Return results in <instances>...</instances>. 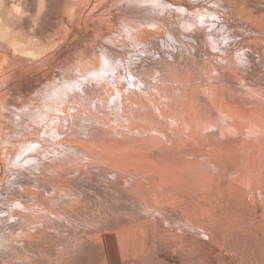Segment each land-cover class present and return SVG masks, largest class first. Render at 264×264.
Returning <instances> with one entry per match:
<instances>
[{
  "label": "rangeland",
  "instance_id": "374dc122",
  "mask_svg": "<svg viewBox=\"0 0 264 264\" xmlns=\"http://www.w3.org/2000/svg\"><path fill=\"white\" fill-rule=\"evenodd\" d=\"M0 1V48L8 51V58L39 72L45 66L46 56L61 48L67 50L66 54L62 51V55L53 58L54 71L47 70L37 76L42 79L41 83L48 81L49 84L45 88L30 85L22 92L25 97L19 99L23 104L10 107L12 113L21 109L20 114L27 117L26 121L14 123L9 116L8 123L0 129V135L4 136V143L0 140V158L4 164L3 168L0 163V182L5 179L7 185L6 178L19 177L17 173L11 175L14 171L27 170L22 160L28 152L23 150V155H16L18 158L14 161L11 159L21 151L18 146L22 141L27 142L26 135L35 137L34 132L41 135L45 129L39 119L31 125L29 116L44 112L43 106L59 110L68 103L56 102L59 96L50 93L57 82L56 74L65 72L66 67L72 70L70 66L79 65L83 66L82 76L90 78L108 69L101 67L86 74L84 66L99 64L103 57L111 62L114 57H132L136 48L133 50L127 45L141 41L143 32L155 33L156 21L142 19L156 11L122 4L105 13L109 25L86 26L85 32L80 29L71 43L72 29L64 35L61 23L63 18L69 17L64 13L67 0H22L24 9L19 12L20 0ZM197 2L208 7L199 4L197 11L214 13L215 18H219L216 11L228 13L243 8L240 13L231 14L230 20L235 21L231 24L237 27L231 30H224L221 24L213 28L214 22L211 26L194 22L196 27L202 26L209 33L206 36L218 30L216 38L226 53L221 54L225 58L231 56L234 61L230 66L225 65L209 40L203 42L202 36H195L194 24L189 27L183 21L195 11L179 14L182 6L171 7L155 0V4L169 6L161 9L171 11V20L172 16L180 15L171 22V29L202 52L190 47L191 65L195 62L202 68V78L189 75L187 89L183 91L182 82L172 77L167 79L162 70H155V77L140 80L141 83L132 72L117 71L120 79H128L124 82L127 89L134 84L139 92H129L130 102L138 99V106L122 108L112 77H105L113 91L106 99L102 98L107 107L100 101H96L98 108L90 104L93 118L75 114L81 120L74 128L75 133L71 134L65 127L59 136L62 139L64 134L67 140L87 142L89 158L86 153L64 146L57 152L51 147L45 156L38 155L29 161L53 162L51 166L62 165L56 167L59 170L65 167L66 173L59 181L47 171L48 166H43L41 172L37 169L25 172L31 174L30 179L45 186V194L52 195H42L45 200L38 203L42 211L33 217L42 221L39 231L43 233L41 236L40 232L42 238L27 249L37 253L34 255L36 264H264V66L248 56L247 65L245 58L242 57V62L239 56L246 51L258 59L259 51H264V42L260 46L256 41H264L261 32L251 35L239 29L249 25L264 31V0H186L190 5ZM72 19L74 21V17H70ZM202 20L209 23L205 18ZM122 21L129 25L123 26ZM61 35L65 38L57 41ZM169 40L167 37L166 41ZM112 50L114 53L109 56ZM203 59L210 62L211 74L207 73L208 69L204 71ZM260 59L264 63L263 55ZM109 60L105 62L108 64ZM39 90L47 92L55 101H40ZM152 91L157 94L156 105L150 98ZM102 92L105 94V89L102 88ZM65 93L58 92L61 96ZM77 97L84 98L81 91L77 92ZM78 103L81 104V99ZM30 107L33 110H29ZM75 109L67 107L66 112ZM47 112L54 118L55 111ZM45 113L43 117L47 119ZM13 125L18 132L11 133ZM48 127L43 134L52 132ZM96 142V146H91ZM65 148L74 153L68 157L60 155L67 151ZM67 158L71 161L65 162ZM24 165L30 167V163ZM28 208L38 209L37 205ZM24 223V220L17 221L8 232L18 231ZM29 229L30 226L27 231ZM19 237L23 235L12 238L18 241ZM20 249L19 253L25 255L27 250ZM246 250H249L248 255ZM0 264H4L1 258Z\"/></svg>",
  "mask_w": 264,
  "mask_h": 264
},
{
  "label": "bare ground",
  "instance_id": "6f19581e",
  "mask_svg": "<svg viewBox=\"0 0 264 264\" xmlns=\"http://www.w3.org/2000/svg\"><path fill=\"white\" fill-rule=\"evenodd\" d=\"M159 2L164 4V5L171 4V7L182 6L179 14H181L184 11H189V10L195 11V14L193 16L191 15L190 18L185 16L183 18V21L188 23L189 27H192V24H194L192 30H193V33L195 34V36L197 38L202 36L203 42H207L206 40H209V43L211 44L212 49L217 51V53H219V55L221 53H225V52L221 50L219 43H218V39L216 38V32L218 30H215L216 32H211L210 35L206 36V34H209V33H206L207 31H204L202 26L200 28H199V26L196 27L197 24H195L194 22H196V23L203 22V24H208L209 26H211V23L214 22V24H212L213 28L217 24H221V27H223L224 30L225 29L231 30V29L237 28L231 24V23L235 22V21L230 20L233 18V16L231 14L235 15V12L240 13L243 9L241 7L239 9L236 8V9L231 10V12H228V13H225L222 11H216L215 13L217 15H219V18H217V17L215 18L214 13L208 14V12L205 11L201 14L200 11H197V9H195L197 6H199V4H200V6H204V8H208L204 3L202 5L201 4L202 2H197V3H194L192 5L188 4L189 2L186 3V0H159ZM22 3H23L22 0H20V2L17 5L18 6L17 11L18 12L21 9H24V6H22L24 4H22ZM128 3L130 4L129 7H131L133 5V8H135V9L146 8L149 10V8H150V9H154L152 11H156L155 13H149V15L147 14V16H145V18L143 17L144 19H142L143 21H146L149 19H153L156 21V26L154 29L155 33L152 32L151 34L147 35L145 32H143L142 35H144V37L141 41L137 40V41L133 42L132 44L127 45L128 48H131L133 50H134V48H136V50L133 51L134 55H132V57L127 58L125 56H122V59H119V57H114L115 60L113 59L112 62L109 59H107V58L105 59L103 57L101 60L99 59V64H96L94 66L90 65V67L84 66L85 69L87 70L86 74H89L90 71L92 72L94 70L101 69V67L108 69L105 71L101 70L96 75H94L90 78H87V75L82 76V70L81 69L83 66L80 67L79 65L78 66H76V65L70 66L72 70H70V69H68V67H66V68H64L65 72L60 71L62 73H58V74L55 73L57 75L56 76L57 82L54 83L55 88H53V90L50 93H55L59 96V97L55 98L56 102L59 103V100H60L61 102L68 101V103L65 104L59 110L53 106L52 107L49 105L43 106V109L46 111V113H45L46 116L48 114V112H47L48 110L52 109L53 111H55L54 118H52L51 115L48 114V116L46 117L47 119H44V117H43V114L45 112L44 110H43L44 112H42V113L37 112L35 115L29 116L28 119H29V122H31V125H34L35 121L39 119V120H42L40 122V124L42 122H44L41 124L42 127L45 124V129H47V126H49V127H51L50 129L51 130L53 129V130L51 133H49L47 135L43 134V131H45V129H43L41 131V135H38L36 132H34L33 134H36L35 137L34 136L29 137L26 135L25 138H26L27 142L22 141L21 145L18 146V150H21V151L16 152L11 159H12V161H14V159L18 158V156H16V155L22 154L23 150L28 152V154L25 157V160H22V163H24V164L30 163V167H28L24 164L22 165L24 169H27L25 172L32 173L35 171V169H37V171L39 172L40 169L43 168V166H48L49 168H48V170L45 169V172L47 170L50 174H54L53 175L54 178H59L58 180L60 181V179H61L60 177L63 178L66 174L63 170V168H65V167L60 168L61 171L63 170L62 173L64 172V175H63L61 173V171L56 166H62V165L51 166V164L53 162H49V161L42 162V163L39 162V164L35 163V162H29L30 160L36 158L38 155H40L41 157L45 156L44 153L45 152L49 153L51 147L54 148L56 152L59 149H63L64 146L68 147V148L72 147L75 149L74 150L75 152H77V153L81 152L83 154L86 153L87 157L89 158L90 151H89L87 142L81 141L79 139H75L74 141L73 140H67L68 137H66V135H64V134L62 136L63 137L62 139L59 138V136L61 135V132L65 129V127H66L67 131H69L71 134H74L75 133L74 128L81 121L80 117H85V116L86 117L87 116L92 117L90 104H93V106L95 108H98L100 105L98 103H96V101H100V102H102V106L104 108L107 107V105H108L107 102H103L102 98L106 99L108 96H110L113 93V91L111 90L110 82L105 77H107L108 79L109 78L111 79V77H112V83H114L113 85L115 86L116 93H117V95H119V99H120V103L122 105V108L123 107L125 108L126 106L133 105V104H134V106H136V105L138 106V103H140V101L138 99H134L135 101L132 100L133 102H130L131 99L129 98V96H130L129 92H130V90H133L136 93H139V92L137 90H135L136 88H135L134 84L130 86L131 88L127 89V87H126L127 84H125L124 82L125 81L127 82L128 79H126L125 77H124L125 80L120 79L118 77L117 71L123 70L124 74H127L128 71H130V72H132V74L135 75V77H137L138 81L141 83L142 81H140V80L145 79V81H146L148 78H150V76L155 77V75H154L155 70H158V71L162 70L164 72L163 76L166 77L167 79H169V77H172L173 79L178 80L179 82H182L180 88L183 89V91L187 89L186 83H187V80L189 79V75L195 74L194 75L195 77L198 76L197 78H202V68L198 64H196L194 61H192V62H194V66L191 65L190 58L192 57L191 56L192 54H191L190 47H192L194 50H196L200 53H202V52L200 51V49L197 46L184 41L182 39V37H180V35H179L180 33L178 31H176L175 29H171V22L178 19L180 15L177 14L178 15L177 17H174L176 15L172 16L173 19L171 20V17H169V13L171 11L161 9V8H166L169 6H160L158 4H155V0H148L147 2L146 1L144 2V0H67L66 3L64 4V13H66L67 16H69V17L63 18L62 22H61L63 29H64L63 30L64 35H66L67 32L70 31V29H72V37L70 36L71 37L70 42L73 43V41L75 40L76 36L78 35L80 29H81V32H83L84 31L83 29H85L86 26L87 27L88 26H96V25H101V23H103V24L105 23V24L109 25L108 17H107V15H105V13H107L108 10H110L112 8L116 9L118 6H121L122 4L124 6H127ZM118 11H119V13H121L120 10H118ZM133 16L136 17V15H133ZM159 16H163V18L158 19ZM208 16L211 18H207ZM70 17H74V21H73V19L71 21ZM202 18H205L209 23L204 22L202 20ZM220 18H221V20H220ZM54 19H55V17H54ZM190 20H191V24H190ZM120 25H121V23H120ZM122 25L123 26L126 25L125 27H127L129 25V22L122 21ZM139 26H141V25H139ZM143 26H146V25H143ZM122 29H124V28H122ZM239 29H240L241 33H246V34L252 35L253 33H256L259 31L264 35L263 30H261L257 27H254V26L248 25L247 28L241 27ZM138 31H139V29H138ZM157 33L158 34L160 33V34L157 35ZM62 35H61V37H59V39H57V41H61L65 38ZM190 36L192 37V35H190ZM237 36H238V34L235 35V37H237ZM161 37H162V39H160ZM167 37L170 38L169 42L166 41ZM68 38H69V36H68ZM153 38L157 39V41L160 43L155 41ZM256 41L258 42V44L260 46L263 45L262 43L264 41H262L260 39H258ZM62 51L65 54L67 52V50L61 48V49H58L57 52L54 51V53L52 52L53 54L46 56L44 58V60H45L44 61L45 62L44 68L41 69L39 72H35V71H33V69L30 66L20 65V63H18L17 61L11 60V57L8 58L9 57V56L7 57V54H9L8 51L0 48V129L4 128V125L6 123H8L10 118H11L12 122L14 121V123H15V121H19L21 123H24L26 121L27 117H25L23 114L22 115L20 114L22 112L21 109L20 110L17 109V112H15L16 113L15 114V113H12V111H10V107L16 108V106L19 103H22L19 100L20 98L25 97V95L22 92H24L27 87H30V85L32 86L35 84H39L40 86L42 85L41 88H45V86H47L49 84V83H47L48 81L41 83L42 79L40 77L38 78L37 76L38 75L40 76L41 74H39V73L46 72L47 70L51 71V72L54 71V69H55V61L54 60L56 59V57L58 55L60 56V54L61 55L63 54ZM110 52L108 55L112 56L114 51L112 50V52L111 53ZM49 53H51V52H49ZM247 53L248 52L244 51L239 55L242 62H243L242 57H244L246 64L249 63L250 61H249V59H247V56H248V58L253 59L254 62H256V64L264 66V63L260 59L261 55L264 56V51H262V50L259 51L260 57L258 59L255 56L254 57L252 55L250 56V53H248V54ZM102 56H104V54H102ZM53 58H54V60H53ZM218 58L220 60H222L223 63L227 66H230L231 65L230 63L234 61L231 58V56H227L225 58L222 54ZM89 60H91V59H89ZM105 60H109L108 64H107V62H105ZM84 61H86V60H83V62ZM175 62L177 64H175ZM42 63H43V61H42ZM105 63H106V65H105ZM112 63L114 64V66L112 65ZM202 63L204 65V71H206L208 69L207 73L211 74V72L209 70L210 65H211L210 62L207 59H205V60L203 59ZM240 64H242V63L240 62ZM92 67H94L93 70H92ZM29 73H31V75ZM71 76H73L74 79L70 78ZM104 78H105V80H103ZM75 79L78 81H76ZM102 88L105 89V91H106L105 94L103 93L104 91L101 93ZM164 89H166V88H164ZM59 91H60V94L63 92L64 93L66 92V93L61 96L58 94ZM79 91H81L82 95L84 96L83 99L77 97V92H79ZM39 93L41 96L40 101H42V102H47L49 100L54 99L52 97L50 98V96H48L47 92L39 90ZM149 94H150L151 100L154 101V104H155L156 100H158L156 97L157 94L153 91L150 92ZM179 95H181V94H179ZM79 99H81V104L78 103ZM55 100H53V101H55ZM127 102H129V103H127ZM58 103H56V104H58ZM67 107H72V108H76V109L74 112L70 111L68 113V112H66ZM30 109H32V107H30L29 110ZM159 110H160V112H162V110L160 108H159ZM2 113H4V114H2ZM5 113H7L8 115H6ZM60 113L62 115H60ZM73 113H74V116H73ZM75 114L79 115L80 117L79 118L75 117ZM9 116H11V117L9 118ZM14 116H16V117H14ZM89 118H88V120H92ZM62 119H64L65 121H63ZM192 120H194V119H192ZM37 125H39V124H37ZM79 125H80V123H79ZM85 125L86 124H84V126ZM128 126H129V124H128ZM12 128H13V131H11V133L18 132V130H16V126L13 125ZM88 130H89V128H88ZM8 131H9V129H8ZM77 132L80 133V130H77ZM52 133L55 134L54 137L51 136ZM0 136H1L0 137L1 142L4 143V141H2V140H4V136L3 135H0ZM47 136H49V138ZM71 141L73 142V144H71ZM93 143H92V145L89 144V146L90 145L96 146L98 144L97 142H96V144H93ZM101 147H99V148H101ZM105 147H104V150H106ZM65 150H67V149L65 148ZM72 152L73 151H70V150L62 151L60 155H66L65 157H68V156L72 155ZM52 153L53 152H50V155L54 159L55 157L52 156ZM9 157H10V155L7 157L8 161L10 159ZM7 158H5V159H7ZM69 158H71V157H69ZM1 160L2 159L0 158V161ZM64 161L69 162V161H71V159L67 158ZM0 163H1L2 167L4 168L3 162L1 161ZM10 163H11V161H10ZM17 171L18 172L14 171L11 175L17 173L16 177L19 176L18 178H20V179H18V178H9V179L6 178L8 180L7 185H5V183H4L5 179H4V181L0 182V194L2 196V200H0V258L2 259L4 264H36L35 259H34V255L37 256V253L32 252V251L27 250V249H28V245L33 244L34 242H36V240L37 241L40 240V238H42L41 236H43L42 230L39 231V228H40L39 225L42 223V221H40L39 218L36 219L33 217H36L37 215L40 214L39 212L42 211V208L38 205V203L40 201L44 202L45 198L42 195L45 194L46 190L43 191L45 186L43 184H41L39 181H34V180L30 179L31 174H26L24 171H20V170H17ZM27 182L28 183L30 182V183L28 184ZM45 195H46V197H52V195L50 193H46ZM12 200H14V201L12 202ZM36 205L38 208L36 211H34V210L32 211V210H30V208H28V207H34ZM25 212H27L28 214H25ZM26 215H28V216H26ZM20 216H21V218L17 219ZM23 220L26 223H24L22 226H20L18 231L12 232V233L8 232V230L11 231L10 227L15 225V223H17V221H23ZM34 225H35V228H32V226H34ZM29 226H30V229L27 231ZM41 229H43V228H41ZM40 232L42 233L41 236L39 235ZM27 233H29V234L27 235ZM21 235H23V237H19L17 239L18 241H16L15 240L16 237L21 236ZM12 237H14L15 239ZM236 243H237V241H236ZM20 248H22L23 250H27L25 252V255H22L21 253H19V251H21ZM11 251H13V252H11ZM29 252H32V253L27 255V253H29ZM245 252L247 255L249 254V250H246ZM46 256H48V255L45 254V257Z\"/></svg>",
  "mask_w": 264,
  "mask_h": 264
}]
</instances>
